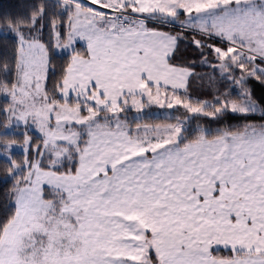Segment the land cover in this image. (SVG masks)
Wrapping results in <instances>:
<instances>
[{
  "label": "snow or ice",
  "instance_id": "1",
  "mask_svg": "<svg viewBox=\"0 0 264 264\" xmlns=\"http://www.w3.org/2000/svg\"><path fill=\"white\" fill-rule=\"evenodd\" d=\"M51 7L0 17V264H264V99L247 88L264 84V0ZM184 44L239 93L193 96ZM21 124L39 143L11 138Z\"/></svg>",
  "mask_w": 264,
  "mask_h": 264
},
{
  "label": "trees",
  "instance_id": "2",
  "mask_svg": "<svg viewBox=\"0 0 264 264\" xmlns=\"http://www.w3.org/2000/svg\"><path fill=\"white\" fill-rule=\"evenodd\" d=\"M55 3V0H0V17L4 16H20L26 17L31 13L34 8L39 4H46L49 6V11H59V9L52 8L51 6ZM2 26V25H0ZM166 30V29H164ZM171 30V29H168ZM167 30V31H168ZM44 39L48 40V29L44 30ZM85 48L78 46L77 50L83 52ZM14 52V41L11 37H0V61L11 60V57ZM52 54L50 53V57ZM51 63L56 68V75L53 76L52 73H49V81L47 86L52 87L56 80L59 79L61 66L67 63V56L55 54L54 58L51 59ZM175 63L177 64H194V72L196 76L190 80V92L193 96L201 97L203 99L210 100L212 94L216 92L217 89L221 91L230 92L233 95L238 94L236 90L231 89L233 84L229 81H225L218 72H214L211 68L202 66L199 63V54L195 51L193 47L188 44L181 45L179 51L175 54ZM247 88L251 89L258 101L264 99V84H261L259 81L251 80ZM238 90V89H237ZM7 101L3 95H0V106L6 105ZM4 121L3 115H0V123ZM148 122H161V120H149ZM241 121L233 120L232 123L238 124ZM199 123V122H198ZM213 128L216 125H212ZM5 128L0 126V133ZM17 131H23V128H17ZM29 136H32V139L39 143L38 135L35 133H29ZM11 138L21 141L23 134L13 133L10 134ZM22 158V154L17 153L16 159L19 160ZM5 173L4 166L0 163V204L6 201L7 195L11 189V181L5 182Z\"/></svg>",
  "mask_w": 264,
  "mask_h": 264
},
{
  "label": "rangeland",
  "instance_id": "3",
  "mask_svg": "<svg viewBox=\"0 0 264 264\" xmlns=\"http://www.w3.org/2000/svg\"><path fill=\"white\" fill-rule=\"evenodd\" d=\"M167 30H168V29H166V31H167ZM171 30H172V29H171ZM176 30L178 31V29H176ZM79 45L85 47V44H84L83 41L78 42V43L75 45V47L77 48ZM56 54H57V55H60V56L66 55V54H64V52L61 51V50H57ZM218 73H219V72H218ZM219 75H220V73H219ZM220 76H221V75H220ZM221 78H223V77L221 76ZM229 82H230V81H229ZM231 89L233 90V92H234V90H236V92H238V93H239V91H240L239 87H238V86H235V85H233V86L231 87ZM237 89H238V90H237ZM147 111H149V112H153V113H158V114H161V115H163L164 112H165V110H163V109H158V108H155V107H153L152 109H148ZM169 111H172V110H169ZM132 115H134V113H129V120H131ZM157 120H159V119H157ZM194 126H195V125H193V127H194ZM17 128H23V131H17V130H16ZM5 131H6V130L4 129L3 131H1V133H4ZM7 131H8L10 134H13V133L24 134L25 131H27V134H29V133H35V134H37L38 136L40 135V134L38 133V131L26 130L25 127H24V125H22V124L19 125V126H13V127H10V128L7 129ZM31 137H32V136H31ZM17 153L21 154V152H20L19 149H17Z\"/></svg>",
  "mask_w": 264,
  "mask_h": 264
},
{
  "label": "crops",
  "instance_id": "4",
  "mask_svg": "<svg viewBox=\"0 0 264 264\" xmlns=\"http://www.w3.org/2000/svg\"><path fill=\"white\" fill-rule=\"evenodd\" d=\"M80 47H83V46H81V45H79ZM83 48H85V47H83Z\"/></svg>",
  "mask_w": 264,
  "mask_h": 264
}]
</instances>
